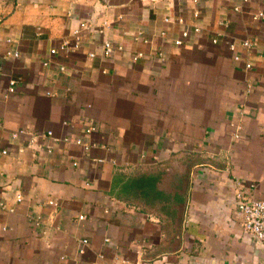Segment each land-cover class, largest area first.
<instances>
[{"label":"crops","instance_id":"obj_1","mask_svg":"<svg viewBox=\"0 0 264 264\" xmlns=\"http://www.w3.org/2000/svg\"><path fill=\"white\" fill-rule=\"evenodd\" d=\"M260 11L264 0H0L13 39L0 45V198L14 208L0 209V264H264L235 205L236 180L264 200ZM81 23V48L59 49ZM105 40L124 50L104 58ZM245 40L236 62L228 44Z\"/></svg>","mask_w":264,"mask_h":264},{"label":"built area","instance_id":"obj_2","mask_svg":"<svg viewBox=\"0 0 264 264\" xmlns=\"http://www.w3.org/2000/svg\"><path fill=\"white\" fill-rule=\"evenodd\" d=\"M243 1H247V0H243ZM236 10H238V8H235ZM198 13H195V16H197ZM254 20H264V11H260L257 14H255L253 16ZM3 21V17L0 15V23H2ZM170 19L167 17L165 18V22H169ZM180 22H182V20H180ZM89 28V24L87 23H81L79 25L78 29H75L73 31V35H74V40L73 43H70L69 40H65L61 43L59 49L61 50H66L69 47H72L73 49H80L81 48V32L85 29ZM192 31L194 33H199L200 32V27L199 26H194ZM167 35V33L162 32L161 36L165 37ZM191 36V30L190 29H184L183 31H181L180 36L176 39H174V45L175 46H181L185 43V41ZM135 40L136 41H143L144 43H148L149 40L148 39H143V35L142 33H138L135 36ZM213 43H218V38H214L212 39ZM3 43L8 44V45H12L13 44V39L12 38H3L0 36V45H2ZM253 46L252 41L250 40H245L242 41L241 43H236V42H230L228 44V48L229 50L234 53V60L236 62H240L242 60V56L237 52L238 48H251ZM124 47L120 44H114L112 41L110 40H105L103 45H102V52L101 55L104 58H111L112 55L116 52V51H123ZM51 54H56L57 53V49L53 48L50 50ZM20 56L19 52L16 49L10 48L7 52H6V57L8 58H18ZM89 58H95L96 54L94 52H91L88 54ZM159 56H163V54H159ZM143 57V53L142 52H137L133 55L132 59L133 61H137L138 59ZM45 66L48 65V63H44ZM252 67V64L250 62H245V69H250ZM61 71L65 70L64 66L60 67ZM105 73V72H104ZM17 84H18V80L16 79H11L9 81V86H8V90H7V94L5 95V98L8 97L9 94H12L16 91L17 88ZM98 129V125L95 121L91 120L89 121V124L87 125L86 129H85V134H91L95 131H97ZM239 130L240 127H236V134L235 137L238 138L239 137ZM26 131L25 130H19L18 132H15L12 134V138L16 139L21 135H26ZM30 137V144L33 145L36 143L37 141V136L36 135H29ZM46 138H52L53 137V132L52 131H48L45 134ZM55 139V138H54ZM64 143L66 144H76V145H80L82 146L85 150H89L90 149V145L85 143L82 139H75L72 140L68 137L62 139ZM46 150L48 152H52V146L50 144H47L45 146ZM0 154H7V150H2L0 151ZM102 160H100L101 162ZM73 165L76 166L77 163L73 162ZM236 213L237 215L240 217L241 219V228L244 231V233L246 235H248L253 241L264 245V200H261L259 198L254 197L253 195H251L247 188H245L244 183L241 180H236ZM16 200L18 202L22 201V195L21 194H17L16 195ZM48 205L50 206H58V203L54 200H49L47 202ZM0 209H4V210H8L11 213L14 212V208H8L6 205V202L4 200H2L0 198ZM85 218L84 215H80L79 219L83 220ZM33 223L36 226H40L41 225V221L39 219H32ZM78 247H77V255L78 256H82L85 255L87 252V249L90 245V241L88 238H81L78 241ZM100 259H102L104 257L103 254H99L98 256ZM60 259L62 261H66L67 257L66 256H61Z\"/></svg>","mask_w":264,"mask_h":264}]
</instances>
